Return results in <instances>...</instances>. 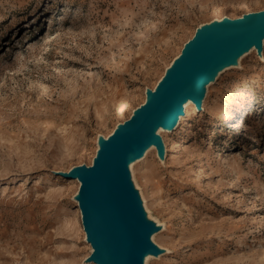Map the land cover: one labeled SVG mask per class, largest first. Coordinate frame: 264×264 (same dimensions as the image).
I'll use <instances>...</instances> for the list:
<instances>
[{
  "label": "rangeland",
  "instance_id": "obj_1",
  "mask_svg": "<svg viewBox=\"0 0 264 264\" xmlns=\"http://www.w3.org/2000/svg\"><path fill=\"white\" fill-rule=\"evenodd\" d=\"M263 8L0 0V264H95L79 183L60 171L91 164L98 137L144 101L196 27ZM157 133L162 159L152 147L129 165L161 225L164 251L146 264H264V40L206 86L201 109L186 102Z\"/></svg>",
  "mask_w": 264,
  "mask_h": 264
},
{
  "label": "water",
  "instance_id": "obj_2",
  "mask_svg": "<svg viewBox=\"0 0 264 264\" xmlns=\"http://www.w3.org/2000/svg\"><path fill=\"white\" fill-rule=\"evenodd\" d=\"M263 40L264 8L200 24L153 89H146L144 101L107 136L98 137L91 164L60 171L79 183L74 199L91 246L87 261L146 264L164 251L153 241L161 225L149 219L129 165L151 146L162 159L158 129L173 130L188 101L201 109L206 86L224 69L238 66L250 50L261 55Z\"/></svg>",
  "mask_w": 264,
  "mask_h": 264
},
{
  "label": "bare ground",
  "instance_id": "obj_3",
  "mask_svg": "<svg viewBox=\"0 0 264 264\" xmlns=\"http://www.w3.org/2000/svg\"><path fill=\"white\" fill-rule=\"evenodd\" d=\"M188 103V102H187ZM190 104V103H189ZM212 105V104H211ZM216 106V105H215ZM217 108H218V106H216ZM214 109H215V107H214ZM209 110V109H208ZM213 110V109H212ZM217 111V110H216ZM151 148H152V146L151 147H148L146 150H145V152H144V154H143V156L148 152V150H151ZM144 158V157H143Z\"/></svg>",
  "mask_w": 264,
  "mask_h": 264
}]
</instances>
